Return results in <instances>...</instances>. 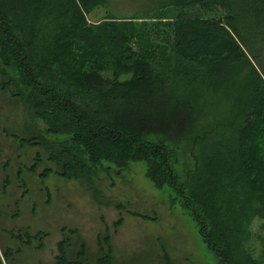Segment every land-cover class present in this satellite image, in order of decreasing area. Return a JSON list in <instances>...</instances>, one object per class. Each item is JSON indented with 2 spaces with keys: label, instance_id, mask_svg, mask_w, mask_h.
<instances>
[{
  "label": "trees",
  "instance_id": "16d2710c",
  "mask_svg": "<svg viewBox=\"0 0 264 264\" xmlns=\"http://www.w3.org/2000/svg\"><path fill=\"white\" fill-rule=\"evenodd\" d=\"M107 3L0 0V89L53 137L35 133L21 144L45 149L61 178L91 186L97 166L120 174L141 161L156 188L182 196L219 264H264L246 246L254 221L264 220V0H159L146 13L162 23L163 50L139 46L136 16L88 22ZM185 8L200 13H176ZM242 66L247 77L234 87ZM217 101L229 104L228 116L201 124ZM9 235L38 248L46 237L28 227ZM68 246L58 242L54 264H85L84 244L71 260ZM99 248L96 264H109L108 235ZM19 251L7 246L3 256L12 261ZM163 260L171 264L166 253Z\"/></svg>",
  "mask_w": 264,
  "mask_h": 264
},
{
  "label": "rangeland",
  "instance_id": "374dc122",
  "mask_svg": "<svg viewBox=\"0 0 264 264\" xmlns=\"http://www.w3.org/2000/svg\"><path fill=\"white\" fill-rule=\"evenodd\" d=\"M158 3L159 0H108L106 6L94 8L86 16L91 23L109 14L117 18L136 16V28H143L144 33L139 46L153 43L163 50L164 29L158 27L162 23L156 25L157 21L148 19L154 13H146ZM198 11L185 8L176 13L192 16L198 15ZM137 43H132L136 49ZM247 72V66L234 71V87L247 77ZM228 114L229 104L217 101L206 109L201 124L210 123L214 117L222 120ZM221 128L224 137L229 138L225 127ZM35 133L47 141L53 138L46 135L45 124L35 119L22 100L1 88L0 264H54L57 244L62 239L69 244V260L77 259L83 243L85 253L80 260L96 264L101 257L99 246L106 235L112 247L109 264H163L164 253L171 264H219L182 196L167 186L156 188L146 177L143 162H130L120 174L112 164L97 166L91 177L92 186L83 179H63L56 173L58 167L47 159L45 149L21 144V139ZM37 154L40 164L31 170ZM45 171L48 176H41ZM93 187L100 193L99 200L93 195ZM27 227L31 235L38 231L46 233L42 248L37 247V241L27 247L10 238V233L21 235ZM252 229L246 246L256 257L264 258V220H255ZM7 246L13 250L20 248L12 261L3 256Z\"/></svg>",
  "mask_w": 264,
  "mask_h": 264
},
{
  "label": "bare ground",
  "instance_id": "6f19581e",
  "mask_svg": "<svg viewBox=\"0 0 264 264\" xmlns=\"http://www.w3.org/2000/svg\"><path fill=\"white\" fill-rule=\"evenodd\" d=\"M49 105V104H48Z\"/></svg>",
  "mask_w": 264,
  "mask_h": 264
}]
</instances>
